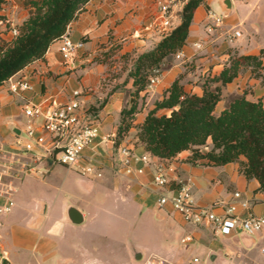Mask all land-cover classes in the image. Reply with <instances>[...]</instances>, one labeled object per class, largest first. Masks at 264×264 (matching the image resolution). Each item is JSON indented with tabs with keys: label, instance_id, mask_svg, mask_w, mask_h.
<instances>
[{
	"label": "crops",
	"instance_id": "1",
	"mask_svg": "<svg viewBox=\"0 0 264 264\" xmlns=\"http://www.w3.org/2000/svg\"><path fill=\"white\" fill-rule=\"evenodd\" d=\"M183 5H179L175 10L173 28L181 21ZM210 10L220 12L218 0H206L205 4L196 10L187 44L181 50L182 58L177 59L176 54L167 57L161 65L163 74L159 84L140 93L138 99L145 98L146 104L142 108V103L137 102L134 124H141L148 112L155 107L157 100L163 99L167 89L183 72L185 64L196 60L201 65L203 73L212 71L214 77L227 65L231 54L234 53L230 50L234 49L239 55H257L264 49V0H232L228 16L222 27L214 33L207 31V16ZM153 21L160 22L157 0H91L85 11L70 26L72 39L84 43L73 65L65 63L60 52V42L56 41L50 46L45 60H38L15 75L28 79L34 86L33 91L15 95L9 91L6 82L0 86V139L10 143L17 135L15 130L20 131L24 128L27 119L23 114V106L29 102H43L46 108L52 100L58 103L71 100L73 94L78 91L82 104L81 111L89 118L91 107H98L106 100L105 105L95 115L101 124V136L85 150L86 161L93 160L102 167L101 179L119 195L122 202L130 206L133 215H142L144 208L166 210V213L160 212L157 215L161 220L165 217L172 218L175 223L166 246L151 250L132 240L129 242L130 245L125 247L123 257L115 256L108 259L110 262L97 261L95 249L70 244L74 235L68 229V225L79 226L82 231L88 230L81 227L89 220L87 206L71 203L65 205V221L58 222L50 231V236L57 238L53 245L49 243V237L43 238L47 212L41 226L36 227L41 217L42 203L46 202L35 199L24 205L15 198L14 209L7 215L0 216V264H33L28 260L25 263L20 262L21 259H27L28 251L35 255L39 252L44 260H51L54 264H147V261L148 264H185V254L188 250L203 257L209 253L210 259L214 255L226 256V264H232L241 255L239 248L250 250L257 240H264L262 235L251 236L240 230L230 236L218 235L210 226L186 223L171 206L158 205L159 189L155 187L153 178L159 165L165 168L172 189L176 190L182 185L193 183V196L199 205L204 206L215 201L228 202L235 192H240L243 199L250 202V209L240 207L239 214L245 217L251 212L264 217V194L257 190L259 182L256 179H246L240 172L238 163L223 166H208L201 163L193 165L188 161L189 151H184L170 160L162 159L148 153L133 130L125 136L121 144L131 147L137 156L150 154L152 163L144 166L143 174L128 176L116 161L113 163L110 160L113 144L106 142L104 137L117 134L123 109L134 102L132 96L134 85L132 78L109 79L111 76L109 71L115 67L111 69L102 56L114 53L112 55L114 58L130 57L135 62L140 54L153 49L164 36L160 34L159 28H150ZM229 32L236 33L233 41L227 38ZM197 44H200L201 48ZM163 67H166L164 71ZM181 83L188 92L202 93V87H193L182 80ZM247 99L259 100L248 97ZM262 102L264 103V99ZM220 104L221 102L215 111L217 114L226 108V106L219 108ZM161 111L169 112L165 109ZM49 146L50 137H47V143L43 148V160L36 158L31 161L34 164H43L45 171L54 164L53 161L49 165L45 155V149ZM141 166L142 163L136 164V167ZM34 167L38 170L36 166ZM18 182V192L15 196L20 195L22 191ZM82 186L93 191L96 183L86 180L82 182ZM4 202L5 200L0 198V204ZM69 205H75L84 213L86 220L83 224L74 225L67 221L66 209ZM60 225L62 227L59 233ZM187 236H191L193 242H186ZM246 237L253 238L255 242L246 246L243 243ZM138 252L142 253V258L135 260ZM4 253L6 257H3ZM42 262L37 261V264ZM212 262L215 264V261Z\"/></svg>",
	"mask_w": 264,
	"mask_h": 264
},
{
	"label": "trees",
	"instance_id": "2",
	"mask_svg": "<svg viewBox=\"0 0 264 264\" xmlns=\"http://www.w3.org/2000/svg\"><path fill=\"white\" fill-rule=\"evenodd\" d=\"M91 0H31L29 17L18 27V34L0 47V86L21 70L38 60H45L50 46L61 39L68 27L85 11ZM7 0H0V21ZM206 0H187L181 11V21L164 35L151 50L140 54L128 72L133 79L134 102L123 109L116 134V145L121 136L136 129V136L146 151L162 159H173L189 151L193 164L223 166L238 163L246 179L259 182L258 191L264 194V103L251 101L246 95L234 99L217 114L222 100V86L234 82L242 66H248L256 78L264 80V49L257 55L231 58L219 75L202 86V93L185 90L176 79L162 100L146 115L141 124H134L137 100L148 88L153 69L164 60L180 52L187 44L196 10ZM126 80V81H127ZM106 100L89 111H99ZM168 113H158L159 110Z\"/></svg>",
	"mask_w": 264,
	"mask_h": 264
},
{
	"label": "built area",
	"instance_id": "3",
	"mask_svg": "<svg viewBox=\"0 0 264 264\" xmlns=\"http://www.w3.org/2000/svg\"><path fill=\"white\" fill-rule=\"evenodd\" d=\"M187 0H157L159 20L153 21L150 28H159L160 34H168L174 26L173 18L175 10ZM225 16L215 10L208 12L207 31L214 33L222 27ZM14 36L18 34L16 27L12 28ZM236 33H227V38L233 41ZM60 52L67 65L74 64L78 53L84 47L83 41H74L70 35V27L61 37ZM201 48L200 44H197ZM177 59L182 58L181 51L176 54ZM162 68H155L149 78L148 89L159 84L162 77ZM12 94L21 95L34 90V86L25 77H11L6 81ZM77 91L73 98L65 103L52 100L46 108L42 103H27L23 106V114L27 119L24 128L10 143L0 139V198L5 202L0 204V216L10 213L15 205V194L18 192L17 182L24 175L38 172L30 163L36 158L43 160V148L50 137V146L45 149L46 158L54 153H60V162L69 169L76 168L83 176L101 178L102 167L93 160L86 161L84 152L91 147L101 136V124L98 120H90L81 111L82 104ZM116 135L104 137L106 142L115 144ZM117 165L128 176L143 174L144 166L152 163L150 154L137 156L128 145L117 146ZM137 163L143 166L136 167ZM153 183L159 189V207L171 206L179 213L186 223L195 226H210L215 234L230 236L240 230L248 235H262L264 238V217L248 213L242 217L239 208L250 209V202L243 199L240 192H235L233 198L226 201H215L208 205H199L195 201L192 192L193 183L182 185L178 189H172L171 180L163 166H157ZM186 242L192 241L191 236L185 238ZM264 256V245L261 248ZM6 257V254H3ZM198 262V260H195Z\"/></svg>",
	"mask_w": 264,
	"mask_h": 264
},
{
	"label": "rangeland",
	"instance_id": "4",
	"mask_svg": "<svg viewBox=\"0 0 264 264\" xmlns=\"http://www.w3.org/2000/svg\"><path fill=\"white\" fill-rule=\"evenodd\" d=\"M30 1L7 0L4 4L2 14L6 20L0 21V47H5L13 39L12 28L18 27L29 17L32 9ZM230 51L234 53L231 54L227 64H229L231 58L245 56L239 55L234 49ZM112 55L102 56L111 69L115 67V69L109 71L111 75L109 79L115 77L118 80L128 78V70L132 69L134 59L130 57L114 58ZM200 66L196 60L185 64L179 79L187 84H192L193 87H202L205 83L215 87L216 83L211 81L213 78L212 71L203 73ZM165 68L163 67V71ZM241 95H246V97L255 100L264 99V80L254 77L248 66L241 67L239 76L234 82L222 86V100L219 108L228 107L234 99ZM138 103H142V108L145 107V98L138 99ZM162 112L161 110L158 111V113ZM96 114L95 111H89V119L98 120L95 117ZM132 130L136 132L135 128ZM128 134L119 138L121 140L120 144L123 143L125 136ZM111 151L110 160L115 163L117 156L116 144H113ZM59 159L60 153H57L53 167L48 168L47 171H45L43 164L31 162L30 165L36 166L38 172H31L23 176L21 181L18 182L22 188L21 194L15 196L16 200L24 205L35 199L48 204L47 223L44 226L43 238L49 237V243L55 244L57 238L50 236V231L58 222L65 221L64 207L67 203H71L77 206H87L89 208L87 213L89 220L81 226L83 229H88L86 231H82L79 226H67L74 235L70 244L85 245L95 249L97 261L110 262L111 260L108 259H113L115 256L123 257L125 247L129 246V242L132 240L136 244L151 250L166 246L167 239L172 235V228L175 223L172 218L165 217L162 220L158 218V213H166L165 209L160 211L158 208H144L142 215L135 216L130 206L122 202L119 195L105 185V180L83 176L76 168L69 169L62 165L58 162ZM86 180L96 183V188L93 191H89L82 186V182ZM37 201L36 209H38ZM22 213L23 211L20 208V214ZM263 245L264 240L259 239L250 250L243 247L239 248L241 255L232 264H264V256L260 253ZM26 254L27 259H21L20 262L25 263L28 260L33 264H37V261H43L42 264H54L51 260H44L39 252L35 255L28 251ZM185 255V264H213L209 253L206 254V258L190 250ZM196 259L198 262L195 261ZM148 263L149 261H147Z\"/></svg>",
	"mask_w": 264,
	"mask_h": 264
},
{
	"label": "water",
	"instance_id": "5",
	"mask_svg": "<svg viewBox=\"0 0 264 264\" xmlns=\"http://www.w3.org/2000/svg\"><path fill=\"white\" fill-rule=\"evenodd\" d=\"M231 1L232 0H218V4L220 7V13H222L225 17L228 16L229 11L231 10ZM16 134H19L20 131L15 130ZM53 159H54V153L50 154V157L48 159V163L49 165H51L53 163ZM47 212V204L46 203H42V209L40 211L41 213V217L36 225L37 228H39L41 226V224L43 223L44 219H45V215ZM66 215H67V221L71 224L74 225H81L85 222V216L84 213L76 208L73 205H69L66 209ZM61 227L62 225H60V229H59V233L61 231ZM255 240L253 238H244L243 239V243L246 246H250L252 243H254ZM135 256V260H140L142 258V253L138 252ZM226 256H220V257H216L215 255L212 256V261H215V264H226V260H225Z\"/></svg>",
	"mask_w": 264,
	"mask_h": 264
}]
</instances>
